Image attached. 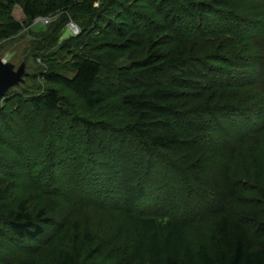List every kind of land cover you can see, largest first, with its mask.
<instances>
[{
	"label": "rangeland",
	"instance_id": "rangeland-1",
	"mask_svg": "<svg viewBox=\"0 0 264 264\" xmlns=\"http://www.w3.org/2000/svg\"><path fill=\"white\" fill-rule=\"evenodd\" d=\"M13 1L9 14L0 12V30L11 21L22 24L23 29L2 41L0 60L13 64L16 71L25 65V73L19 85L0 96V111L8 110L5 121L9 133L16 134L13 143L0 142L1 203L14 208L25 201L31 212L45 208L47 217L59 223H77L82 233L95 238L99 249L93 252V261L87 258L79 264H141L137 218L164 224L191 223L197 215L211 211L216 202L225 204L226 214H217L216 207L207 218L209 223L196 229H218L230 249L238 240L248 244L251 218L264 211V127L261 133L255 132L264 121V89L260 88L258 96L254 87L247 88V111L199 110L206 102L191 100L188 107L194 114L185 119L190 132L183 138L194 142L149 152L124 132L130 131L127 125L133 121L131 113L119 106L124 86L116 82L112 72L131 67V56L143 62L155 52L170 55L178 36L175 31L170 36L171 32L156 27H172L177 16L163 10L171 18L164 20L148 7L152 0H132L146 8L148 22L139 19V28L126 26L117 36L110 20L126 23L129 16L121 8L108 9L109 0L95 5L104 18L63 11L33 21L24 14L26 0ZM113 42L122 46L115 47ZM110 52L118 56L115 63ZM87 53L103 65L100 82L113 94L107 104L94 110L62 86L47 84L43 77L49 66L72 77L68 68ZM172 79L163 77L154 84H173ZM51 88L59 90L66 100L64 110L72 116L109 120L123 126V132L118 128L100 132L95 135L99 146L91 151L84 146L91 140L84 138L82 131L65 126L58 113H38L28 104L20 112L16 109L17 95L34 96ZM232 93L237 95L235 104L244 97V92ZM156 121L150 120L152 124ZM195 122L200 124L196 131L192 127ZM161 132L176 133V128L166 127ZM91 159L97 161L94 167ZM233 182L240 186L239 198L231 193ZM12 242L11 234L0 224V264H48L55 261L58 248L70 250L69 245L59 246L56 241L29 247Z\"/></svg>",
	"mask_w": 264,
	"mask_h": 264
},
{
	"label": "trees",
	"instance_id": "trees-1",
	"mask_svg": "<svg viewBox=\"0 0 264 264\" xmlns=\"http://www.w3.org/2000/svg\"><path fill=\"white\" fill-rule=\"evenodd\" d=\"M123 1L109 0L107 3L108 9L121 8L129 16L126 23L110 20L112 24L109 26L116 31L117 36L126 26L139 28L140 25L137 27L136 24L139 19L145 21V24L148 22L146 8L142 9L135 3L140 0L134 3L127 0L126 4ZM98 2L100 0H26L24 14L32 21L63 11L104 18V13L95 7ZM13 5V0H0V12L9 14ZM148 7L157 11L158 16L164 20L171 18L166 17L163 10L177 16L172 27L159 24L160 27L156 29L171 32L170 36L175 31L180 43L176 42L178 39L174 41L171 37L176 46L170 55L155 52L143 62L137 56H131L133 65L118 68L112 75L120 86H124L119 106L131 113L133 121L127 125L130 126V131L124 132L152 152L178 145H191L194 142L189 143L190 140L183 138V135L189 134L185 119L194 114L191 113L194 111L191 106L188 107L191 100L206 102L207 106L198 107L199 110L206 107L217 111L229 109L231 112H239L247 111L244 104L249 99L244 98L248 95L245 92L248 87H254L258 96L262 94L260 88L264 89V0H152L148 1ZM22 29V24L11 21L6 28L0 30V44L17 35ZM107 38L112 36L108 35ZM113 46L122 45L113 42ZM109 55L113 63L118 60V56L115 57L112 52ZM49 67L50 71L43 75L45 82L62 86L77 95L91 110L107 104L113 97L111 90H106L105 85L100 82L103 65L97 58L88 56V53L76 59L68 68L72 77L61 74L51 68L53 66ZM174 73L176 77H172ZM168 76L173 78V84H154ZM237 91L244 92V97L239 100L241 103L235 104L238 101L237 95L230 94ZM15 101L19 112L28 104L38 113H58L57 117L64 120L65 126L82 131L84 138L91 140L84 145L91 151L99 146L95 135L100 132H110L117 128L123 132L120 128L123 126H116L109 120L93 121L72 116L64 110L62 104L66 100L56 88L29 97L17 95ZM6 111L7 108L0 111V142L11 144L16 140V134L9 133L5 121ZM155 119L156 123L152 124L150 120ZM193 125L195 131L199 129L200 124L195 122ZM166 127H175L176 133L161 132ZM263 127L264 121L255 132L261 133ZM96 162L91 159V166L94 167ZM61 167L64 169L66 166ZM231 187V193L239 198L238 183L233 182ZM1 201L0 190V224L11 234L13 244L29 247L28 244L32 243L38 245V242L45 241L46 244H51L56 241L59 246L69 245L70 250H55V261L48 264H79L87 258L93 261V252L99 250L98 242L91 234L82 233L77 223H59L47 217L45 208L36 213L31 212L25 201L19 202L14 208ZM224 205L216 202L215 207L205 216L197 215L191 223L185 224H164L155 219L137 218L141 230V264H264V211L251 218L253 227L248 231V244L238 240L233 249L228 247L218 229H196L198 225L209 223L207 218L215 213L216 207L219 208L217 214H226Z\"/></svg>",
	"mask_w": 264,
	"mask_h": 264
},
{
	"label": "water",
	"instance_id": "water-1",
	"mask_svg": "<svg viewBox=\"0 0 264 264\" xmlns=\"http://www.w3.org/2000/svg\"><path fill=\"white\" fill-rule=\"evenodd\" d=\"M24 73L25 65L16 71L13 64L0 60V96L19 85L23 81Z\"/></svg>",
	"mask_w": 264,
	"mask_h": 264
}]
</instances>
